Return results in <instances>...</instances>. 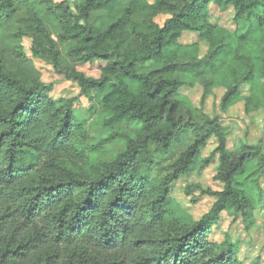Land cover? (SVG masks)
Returning a JSON list of instances; mask_svg holds the SVG:
<instances>
[{"label":"trees","instance_id":"1","mask_svg":"<svg viewBox=\"0 0 264 264\" xmlns=\"http://www.w3.org/2000/svg\"><path fill=\"white\" fill-rule=\"evenodd\" d=\"M116 1L0 0V47L9 41L11 57L0 50V264H242L237 246L209 237L224 211L248 225L263 205L264 152L260 145L230 150L225 129L203 109L221 87L222 111L239 102L264 110L253 42L264 30V0H122L110 22L104 12ZM210 6L231 8L235 29L211 22ZM138 13L148 32L137 30ZM242 22L250 32L242 33ZM184 33L197 41L180 44ZM258 57L264 77V50ZM33 61L87 100L97 94L106 128L134 124L126 148L108 159L75 120L76 99L51 97ZM94 63L102 65L98 78L77 69ZM195 84L198 108L181 94ZM211 139L215 147L203 158ZM215 160L213 180L222 188L207 190L215 197L210 212L179 221L173 183Z\"/></svg>","mask_w":264,"mask_h":264},{"label":"rangeland","instance_id":"2","mask_svg":"<svg viewBox=\"0 0 264 264\" xmlns=\"http://www.w3.org/2000/svg\"><path fill=\"white\" fill-rule=\"evenodd\" d=\"M55 1L59 2L61 0ZM70 2L80 4L83 0H70ZM138 2L142 6H148L152 4L153 0H138ZM125 6L126 2L122 0L113 2L105 10L106 12H104L107 15L108 21L114 20ZM232 13L231 8L220 10L216 6H210V21L216 22L219 26L228 30H234L236 25L232 21ZM165 18L160 16L156 19V22L161 25ZM144 20V13H138L133 16V21L137 24V30L140 32H148L144 26ZM252 24L255 25L253 22ZM239 27L242 33L251 31V25H248V23L242 22L239 24ZM48 29L53 39L56 40L55 33L49 24ZM196 41V35L189 33H184L178 40L180 44H191ZM253 42L257 53L255 56L256 69L254 82L255 87L260 89L264 86V77L261 75L258 56L264 50V30L254 37ZM8 44L9 41H4V44H1L0 50L3 52V58L9 61L11 57L9 59L7 57L10 55V52L4 49ZM20 44L23 48V53L28 55L30 41L25 38ZM57 45L62 52L63 47L58 42ZM205 49V46L201 45V55L204 54ZM33 62L42 76V81L52 86L51 97L76 99V103H74L75 120L86 125L93 141L100 143L106 149L108 159L113 158L119 150L126 148L127 140L133 139L136 132L134 124L123 123L116 128H106L102 123L103 115L99 107L97 94L92 93L91 101L87 100L84 96L80 95V90L76 84L58 76L50 66L39 61ZM101 66L99 63H94L80 66L77 69L86 77L98 78ZM223 92L221 87L212 89V94L205 101L203 109L205 116L210 119L217 118V122L226 131L227 147L230 150L236 149L241 145H260L264 152V110L246 109L243 103L239 102L228 110L222 111L219 107V102ZM181 94L194 107H199L201 87L198 84H195L193 87L183 88ZM182 144L176 147V152L184 148ZM214 147L215 141L211 139L206 149L202 152V157L207 158ZM163 157L161 156L160 159ZM164 165L163 162L161 167ZM216 165L215 160L202 171H192L191 174L182 176L178 181L173 183V191L171 193L173 207L175 206L173 216L179 217L177 218L179 221H187V219L198 221L210 212L215 202V197L207 195L206 192L207 190L216 192L222 188L220 183L213 180L216 175ZM261 188L264 191V177L261 179ZM209 238L216 243L225 242L237 246V258L242 264H251V259L256 257L259 259L257 264H264V201L263 205L253 212L252 217L250 216L248 225L240 215H235L232 210L221 213L219 223L216 227L212 228V235Z\"/></svg>","mask_w":264,"mask_h":264}]
</instances>
